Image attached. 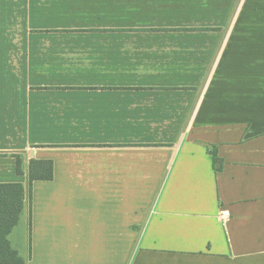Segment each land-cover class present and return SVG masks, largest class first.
<instances>
[{
  "label": "crops",
  "instance_id": "obj_1",
  "mask_svg": "<svg viewBox=\"0 0 264 264\" xmlns=\"http://www.w3.org/2000/svg\"><path fill=\"white\" fill-rule=\"evenodd\" d=\"M0 182L26 264H264V0H0Z\"/></svg>",
  "mask_w": 264,
  "mask_h": 264
},
{
  "label": "trees",
  "instance_id": "obj_2",
  "mask_svg": "<svg viewBox=\"0 0 264 264\" xmlns=\"http://www.w3.org/2000/svg\"><path fill=\"white\" fill-rule=\"evenodd\" d=\"M216 171L222 170L223 161L212 150ZM17 173L22 174V161L17 158ZM53 163L51 160L32 159L29 166L28 191L32 196L33 182L52 180ZM26 199V188L21 182H0V264H26L25 259L10 241V233L19 223Z\"/></svg>",
  "mask_w": 264,
  "mask_h": 264
},
{
  "label": "built area",
  "instance_id": "obj_3",
  "mask_svg": "<svg viewBox=\"0 0 264 264\" xmlns=\"http://www.w3.org/2000/svg\"><path fill=\"white\" fill-rule=\"evenodd\" d=\"M229 217H230L229 211L226 210V209H222L221 212H220V218H221L222 222L224 223L223 224L224 227L226 226V222L229 219Z\"/></svg>",
  "mask_w": 264,
  "mask_h": 264
},
{
  "label": "rangeland",
  "instance_id": "obj_4",
  "mask_svg": "<svg viewBox=\"0 0 264 264\" xmlns=\"http://www.w3.org/2000/svg\"><path fill=\"white\" fill-rule=\"evenodd\" d=\"M52 247H54V249H59V250H65L66 244L65 242H52L51 243ZM124 264H128V261L124 262Z\"/></svg>",
  "mask_w": 264,
  "mask_h": 264
}]
</instances>
